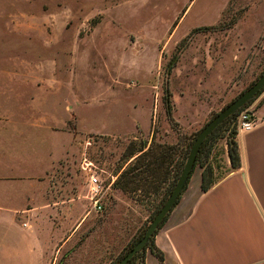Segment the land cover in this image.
Instances as JSON below:
<instances>
[{
    "label": "rangeland",
    "instance_id": "1",
    "mask_svg": "<svg viewBox=\"0 0 264 264\" xmlns=\"http://www.w3.org/2000/svg\"><path fill=\"white\" fill-rule=\"evenodd\" d=\"M246 6L245 0H0V72L26 73L30 109L37 105L62 125L61 155L46 176L65 200L62 211L77 203V223L88 216L70 230L76 237L55 264H116L146 229L157 199L140 203L113 186L130 160L121 153L131 139L185 146L259 76L264 32L248 39ZM27 24L43 34L20 32ZM263 91L244 106L254 113ZM224 143L212 152L218 172ZM86 162L103 186L99 212L87 196ZM38 261L26 242L0 248V264Z\"/></svg>",
    "mask_w": 264,
    "mask_h": 264
},
{
    "label": "crops",
    "instance_id": "2",
    "mask_svg": "<svg viewBox=\"0 0 264 264\" xmlns=\"http://www.w3.org/2000/svg\"><path fill=\"white\" fill-rule=\"evenodd\" d=\"M245 1L246 35L253 41L264 32V0ZM19 31L43 34L28 24ZM26 76L0 72V248L14 250L26 242L38 264H55L76 237L70 230L88 216L77 223V203L60 208L65 200L52 188L46 170L61 155L62 125L37 105L30 109L24 98ZM196 102L202 104L199 96ZM254 114L253 129L237 132L238 168L203 191L202 168L194 166L154 238L164 264H264V99L255 104ZM224 157L229 165L226 152ZM144 264L159 262L146 250Z\"/></svg>",
    "mask_w": 264,
    "mask_h": 264
},
{
    "label": "trees",
    "instance_id": "3",
    "mask_svg": "<svg viewBox=\"0 0 264 264\" xmlns=\"http://www.w3.org/2000/svg\"><path fill=\"white\" fill-rule=\"evenodd\" d=\"M263 71L264 69L260 71L259 75ZM263 89L264 87L243 104V106L251 102ZM168 99V95H166L167 102ZM263 99L264 95L259 102ZM243 106L239 107L219 123L205 137L200 145L196 155L195 165H199L202 168L200 186L203 191L208 190V188H210L218 178L223 176L226 171L236 169L240 166L241 160L236 137V118L238 111ZM196 134L197 132L191 135L185 146H180L173 142L156 141L155 137H152L150 143H148L147 139H131L121 153L123 162L130 160L118 173L113 182V186L140 203L143 202L146 197L152 196L154 197L153 199L156 198L157 201L154 206V211L150 216L152 218L171 192ZM220 139H225L226 150L224 149L223 153L226 152L229 159V165L226 164L225 157H223L225 164L224 170L218 172L219 163L215 162V159H213L212 152ZM166 218L167 215L153 232L145 247L138 251L127 264H144L146 250H149L156 256L159 264H164L163 253L156 247L154 238ZM144 232L145 228L139 230L137 235L131 240L130 244L124 249V252L117 257L118 261L143 236Z\"/></svg>",
    "mask_w": 264,
    "mask_h": 264
},
{
    "label": "water",
    "instance_id": "4",
    "mask_svg": "<svg viewBox=\"0 0 264 264\" xmlns=\"http://www.w3.org/2000/svg\"><path fill=\"white\" fill-rule=\"evenodd\" d=\"M264 87V71L237 96L226 103L218 112H216L197 132L190 146L188 155L180 174L165 201L158 209L152 220L148 223L143 236L120 258L116 264H127L129 260L142 248L145 247L149 238L159 226L160 222L170 212V209L175 204L180 196L188 177L195 165L197 152L205 137L228 115L236 111L239 107L251 99L259 90Z\"/></svg>",
    "mask_w": 264,
    "mask_h": 264
},
{
    "label": "built area",
    "instance_id": "5",
    "mask_svg": "<svg viewBox=\"0 0 264 264\" xmlns=\"http://www.w3.org/2000/svg\"><path fill=\"white\" fill-rule=\"evenodd\" d=\"M253 107L251 105L243 106L237 114L236 118V129L237 132H245L253 129L256 123V118L254 117ZM83 166V170L87 174V188H88V198L92 204L95 211H101L103 208L102 201V184L100 181V176L91 162H86Z\"/></svg>",
    "mask_w": 264,
    "mask_h": 264
}]
</instances>
